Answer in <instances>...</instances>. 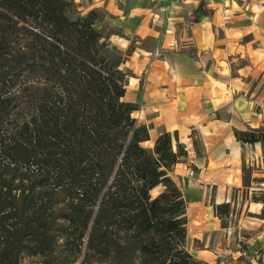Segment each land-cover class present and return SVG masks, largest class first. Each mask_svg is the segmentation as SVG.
Instances as JSON below:
<instances>
[{
  "label": "trees",
  "instance_id": "trees-1",
  "mask_svg": "<svg viewBox=\"0 0 264 264\" xmlns=\"http://www.w3.org/2000/svg\"><path fill=\"white\" fill-rule=\"evenodd\" d=\"M104 15L0 0V264H209L187 247L172 176L187 150L167 131L144 145L150 128L126 99L133 48L112 42ZM235 134L264 147V126ZM230 207H216L223 227Z\"/></svg>",
  "mask_w": 264,
  "mask_h": 264
},
{
  "label": "crops",
  "instance_id": "crops-1",
  "mask_svg": "<svg viewBox=\"0 0 264 264\" xmlns=\"http://www.w3.org/2000/svg\"><path fill=\"white\" fill-rule=\"evenodd\" d=\"M75 1L84 11L103 10V21L124 35L112 42L133 48L126 99L139 105L134 116L150 128L149 147L163 131L185 146L172 176L187 181V205L215 199L211 216L190 215L188 205V237L191 225L197 239L222 238L217 205L243 186L245 165L264 160L261 143L235 134L264 126V0H169L158 14L160 0ZM205 251L204 261L217 260V251Z\"/></svg>",
  "mask_w": 264,
  "mask_h": 264
},
{
  "label": "rangeland",
  "instance_id": "rangeland-1",
  "mask_svg": "<svg viewBox=\"0 0 264 264\" xmlns=\"http://www.w3.org/2000/svg\"><path fill=\"white\" fill-rule=\"evenodd\" d=\"M102 26L106 34L111 32H119L117 35L122 34L121 30L111 26L109 21H103ZM144 145L149 146L151 144L144 143ZM251 167L254 168L251 186L246 188L243 185L236 188L235 194L230 198L231 207L229 213L224 217L226 230H223L224 236L222 238L215 234L210 240L197 239L193 234V227L190 225L187 246L192 253L199 254L197 255L198 259H205L206 249L211 250V252L217 251L218 258L212 264H264V217L260 216L264 207L262 202L264 199V181L257 180V178H264V160L263 164L260 162L259 165L255 164ZM174 176L186 192L188 189L187 181L177 178L175 173ZM162 189V186L155 188L152 191L153 195L158 194ZM214 202V197H207L202 203L189 202L190 215L194 216L200 212L204 215V211H207L211 216ZM254 239L258 241V244L255 243L258 248L251 247L252 243L255 242Z\"/></svg>",
  "mask_w": 264,
  "mask_h": 264
},
{
  "label": "built area",
  "instance_id": "built-area-1",
  "mask_svg": "<svg viewBox=\"0 0 264 264\" xmlns=\"http://www.w3.org/2000/svg\"><path fill=\"white\" fill-rule=\"evenodd\" d=\"M168 1H169V0H160V4H159V6L157 7V8H158V9H157V10H158L157 14H158V13H165V12L168 11V9H169ZM191 174H193V172H191Z\"/></svg>",
  "mask_w": 264,
  "mask_h": 264
}]
</instances>
